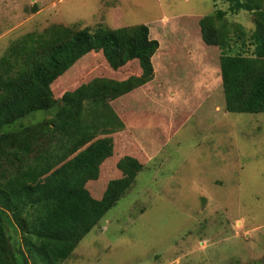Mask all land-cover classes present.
<instances>
[{
  "label": "rangeland",
  "instance_id": "374dc122",
  "mask_svg": "<svg viewBox=\"0 0 264 264\" xmlns=\"http://www.w3.org/2000/svg\"><path fill=\"white\" fill-rule=\"evenodd\" d=\"M216 9L228 2L0 0V58L54 24H146L159 41L154 79L105 97L125 125L108 135L113 154L87 188L98 198L119 185L126 192L61 264H264V113L225 110L218 54L200 35L201 18ZM253 18L227 14L249 32ZM83 61L67 76L73 88L141 74L136 62L113 71L100 54Z\"/></svg>",
  "mask_w": 264,
  "mask_h": 264
},
{
  "label": "trees",
  "instance_id": "16d2710c",
  "mask_svg": "<svg viewBox=\"0 0 264 264\" xmlns=\"http://www.w3.org/2000/svg\"><path fill=\"white\" fill-rule=\"evenodd\" d=\"M225 1L227 10L200 20L201 39L218 54L225 110L264 113V0ZM241 11L254 16L251 32L227 19ZM158 49L146 24H54L27 33L0 58V264H61L124 196L127 185L99 198L87 188L113 154L108 135L125 125L105 97L153 80ZM92 54L113 71L136 62L141 74L73 88L69 72Z\"/></svg>",
  "mask_w": 264,
  "mask_h": 264
}]
</instances>
